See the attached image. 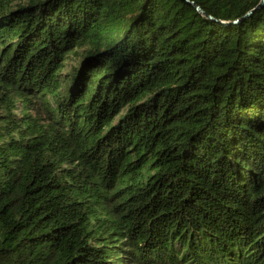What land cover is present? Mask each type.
<instances>
[{
    "label": "trees",
    "instance_id": "1",
    "mask_svg": "<svg viewBox=\"0 0 264 264\" xmlns=\"http://www.w3.org/2000/svg\"><path fill=\"white\" fill-rule=\"evenodd\" d=\"M0 264H264V0H0Z\"/></svg>",
    "mask_w": 264,
    "mask_h": 264
},
{
    "label": "rangeland",
    "instance_id": "2",
    "mask_svg": "<svg viewBox=\"0 0 264 264\" xmlns=\"http://www.w3.org/2000/svg\"><path fill=\"white\" fill-rule=\"evenodd\" d=\"M20 1H25V0H20ZM75 58H76V56L72 55V56H70V58L67 60V68H66L67 71L70 70V68L72 67V65L78 63V61H77ZM77 58H78V57H77ZM66 70H65V72H67Z\"/></svg>",
    "mask_w": 264,
    "mask_h": 264
},
{
    "label": "water",
    "instance_id": "3",
    "mask_svg": "<svg viewBox=\"0 0 264 264\" xmlns=\"http://www.w3.org/2000/svg\"><path fill=\"white\" fill-rule=\"evenodd\" d=\"M197 8H199V7L197 6Z\"/></svg>",
    "mask_w": 264,
    "mask_h": 264
}]
</instances>
